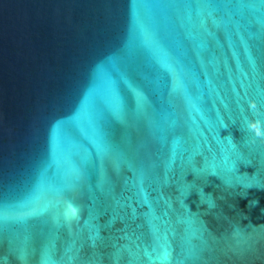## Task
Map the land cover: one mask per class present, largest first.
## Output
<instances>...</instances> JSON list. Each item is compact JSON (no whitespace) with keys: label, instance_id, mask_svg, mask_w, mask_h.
I'll return each instance as SVG.
<instances>
[{"label":"water","instance_id":"obj_1","mask_svg":"<svg viewBox=\"0 0 264 264\" xmlns=\"http://www.w3.org/2000/svg\"><path fill=\"white\" fill-rule=\"evenodd\" d=\"M0 264H264V0H0Z\"/></svg>","mask_w":264,"mask_h":264},{"label":"snow or ice","instance_id":"obj_2","mask_svg":"<svg viewBox=\"0 0 264 264\" xmlns=\"http://www.w3.org/2000/svg\"><path fill=\"white\" fill-rule=\"evenodd\" d=\"M2 216H3V214H2V213H0V218H2Z\"/></svg>","mask_w":264,"mask_h":264}]
</instances>
